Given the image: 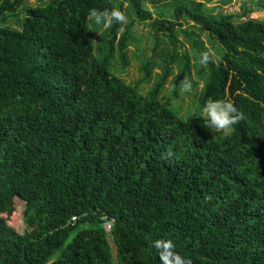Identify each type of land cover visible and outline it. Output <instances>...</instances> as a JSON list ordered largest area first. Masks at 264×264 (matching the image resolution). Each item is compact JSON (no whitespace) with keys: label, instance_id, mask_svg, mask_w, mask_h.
Instances as JSON below:
<instances>
[{"label":"trees","instance_id":"obj_1","mask_svg":"<svg viewBox=\"0 0 264 264\" xmlns=\"http://www.w3.org/2000/svg\"><path fill=\"white\" fill-rule=\"evenodd\" d=\"M128 1L136 18L152 19L141 0ZM92 8L116 6L0 1V264H114L104 217L114 218L116 264H160L150 247L158 238L173 240L191 264H264V19L247 7L210 14L200 0L178 4L175 19L206 31L215 56L186 28L188 50L180 52V22L153 20L171 48L142 95L155 59L134 85L110 70L116 52L128 63L135 20L105 29L98 60ZM17 11L22 25L7 26V14ZM151 38L145 46L156 57L160 39ZM205 52L209 62L201 64ZM173 64L178 73L165 105ZM198 82L184 120L172 101ZM209 99L230 100L244 114L229 134L214 136L204 126Z\"/></svg>","mask_w":264,"mask_h":264},{"label":"rangeland","instance_id":"obj_2","mask_svg":"<svg viewBox=\"0 0 264 264\" xmlns=\"http://www.w3.org/2000/svg\"><path fill=\"white\" fill-rule=\"evenodd\" d=\"M1 1V0H0ZM197 2L198 0H192ZM203 2V11L210 14H229L232 12L240 13L241 8H252L254 12L251 14L252 18H259L264 19V10L260 11L257 9L260 6L264 7V0H200ZM29 4H36L37 0H27ZM142 6L145 10L149 11L152 15V19L147 20H140L135 17L134 13L131 11L130 2L128 0H114L115 6L118 9H121L126 17V22H129V19H134L135 24L133 26L132 33L136 36V43L132 44L129 49L126 51L127 61L128 63L123 66L120 58L119 53H115V60H112L110 65V70L113 74L121 76L124 80L130 84L134 85L137 84L139 79L142 76V65L147 60L155 59L157 62L156 68L153 69V77L152 81L148 85H140V92L142 95H146L152 84L155 82L156 77L158 74L161 73L160 65L163 63V54L165 47L171 48L170 41L167 37L166 33L163 32H155L153 29V20L155 19H167L171 21L180 22V25H177L174 29V36L178 42L181 44L179 51L182 52L183 49L188 50V45L185 44L184 35L182 33V29L186 28L193 31L195 34L199 36V39L204 43L205 47L208 51L215 56V48H218L216 44L212 43V37L208 35L206 31H202L200 27L194 25V23L186 18H179L175 19L174 15V8L178 6V4H186L189 3L190 0H141ZM20 11L12 12L7 14L8 17V24L9 27H19V23L24 18V14ZM12 15H15L12 16ZM1 20V18H0ZM1 22V21H0ZM92 22V21H91ZM104 32L105 29L102 25H97L96 28L93 30L94 33V54L98 60H101L105 56L104 51ZM151 34V35H150ZM152 37H158L160 40V47L157 50L158 54L156 57L153 56V49L152 45L149 44L145 46L146 40H152ZM191 62H193L191 60ZM178 73L177 66L173 64V74L169 77L163 91L161 94V100L165 105H168L166 99L170 96L171 93V81ZM194 70H192V74ZM202 82H198L197 88H189L188 91H185V87H182L179 90V97L177 101H172L173 104L177 105L180 104L181 106V113L180 117L184 120L189 118V115L192 114L194 107L197 103V98L199 94V90L202 88ZM177 104H176V103ZM209 129V128H208ZM210 130V129H209ZM211 131V130H210ZM214 136L223 135L224 133H214L211 131ZM24 229V224L19 221L18 230L22 231ZM107 236L111 245L112 252H113V263L116 264L117 257L115 255L113 242L110 239V232H107ZM59 254V251L55 252L54 258L56 259Z\"/></svg>","mask_w":264,"mask_h":264},{"label":"clouds","instance_id":"obj_3","mask_svg":"<svg viewBox=\"0 0 264 264\" xmlns=\"http://www.w3.org/2000/svg\"><path fill=\"white\" fill-rule=\"evenodd\" d=\"M87 16L90 21L96 25H102L104 29H110L113 23L123 25L126 22L124 13L118 8L110 11H102L96 8L89 9ZM209 54H201V64L209 62ZM190 86L185 87L188 91ZM203 124L214 133L229 134L232 127L238 124L244 118V114L227 99H209L202 108ZM171 155V152L167 154ZM150 247L156 251L160 264H191V260L180 255L176 251V245L173 240L167 238H158L151 242Z\"/></svg>","mask_w":264,"mask_h":264},{"label":"built area","instance_id":"obj_4","mask_svg":"<svg viewBox=\"0 0 264 264\" xmlns=\"http://www.w3.org/2000/svg\"><path fill=\"white\" fill-rule=\"evenodd\" d=\"M76 221H77V216H73L70 220V224H75ZM113 222H114V218L107 219L106 217H104L103 227L106 232L111 231Z\"/></svg>","mask_w":264,"mask_h":264}]
</instances>
